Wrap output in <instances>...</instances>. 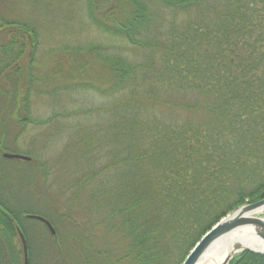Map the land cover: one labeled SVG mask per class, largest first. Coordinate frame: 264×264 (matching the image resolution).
<instances>
[{"label":"trees","instance_id":"trees-1","mask_svg":"<svg viewBox=\"0 0 264 264\" xmlns=\"http://www.w3.org/2000/svg\"><path fill=\"white\" fill-rule=\"evenodd\" d=\"M15 1L0 0V154L25 155L12 145L42 124L33 94L113 102L70 114L106 122L71 133L51 165L25 163L29 187L0 188V264H24L19 230L29 264H184L219 222L264 200V0H87L92 25L126 51L68 46L67 71L42 77L36 28L6 19ZM53 74L63 84L44 89Z\"/></svg>","mask_w":264,"mask_h":264},{"label":"rangeland","instance_id":"rangeland-1","mask_svg":"<svg viewBox=\"0 0 264 264\" xmlns=\"http://www.w3.org/2000/svg\"><path fill=\"white\" fill-rule=\"evenodd\" d=\"M35 1L16 0L15 5L9 8L12 12L7 10L9 12L7 15L12 17L6 18L11 21L29 19L38 32L39 48L36 61L33 63L34 75L42 77L56 69L66 72L71 63L69 64L64 56H58L57 51L68 46L103 44L111 47L113 51H126L125 43L103 35L92 25L88 18L87 0H37L36 5H32ZM62 58L63 60L59 62ZM57 77L58 75L53 74L50 81L42 85L44 89L51 91V86L54 88L55 85L63 84V80ZM112 102L113 98H102L93 92H75L62 97H50L44 93L38 96L33 94L30 117L42 124L31 123L25 127L12 147L15 151L33 158L30 164L49 166L64 152L71 139V133L86 124L95 126L106 122L105 117L96 114L69 117L70 114L104 108ZM57 114H61L62 117L55 119L51 124H43ZM8 146H11V142H8ZM25 163L28 162L15 160L0 164L1 189L9 184L16 191L29 187L34 177L32 172L27 171ZM53 178L55 177H49V184ZM27 183L29 185H26ZM257 216L264 219V212ZM222 242L217 243L209 254L219 256ZM201 264L210 263L203 261Z\"/></svg>","mask_w":264,"mask_h":264},{"label":"water","instance_id":"water-1","mask_svg":"<svg viewBox=\"0 0 264 264\" xmlns=\"http://www.w3.org/2000/svg\"><path fill=\"white\" fill-rule=\"evenodd\" d=\"M96 2H101L103 0H94ZM4 158L10 160H20L30 162L31 157L21 155V154H4ZM264 208V200L254 203L246 204L239 208L237 211L223 219L219 222L210 232H208L204 238L197 244L194 250L191 252L184 264H198L203 256L207 254L211 249L227 237L232 232L244 228L251 227L254 229L256 239L260 243L261 250L257 249H241L233 256L227 257L224 264H230L235 255L242 254L243 252L249 251L252 253L264 255V219L259 218L256 212ZM32 220H37L43 223L50 231V233L55 236L56 232L51 223L43 217L40 216H29ZM20 239L23 246L24 252V264H29L28 246L26 239L19 230Z\"/></svg>","mask_w":264,"mask_h":264},{"label":"bare ground","instance_id":"bare-ground-1","mask_svg":"<svg viewBox=\"0 0 264 264\" xmlns=\"http://www.w3.org/2000/svg\"><path fill=\"white\" fill-rule=\"evenodd\" d=\"M262 212H264V208L256 212V215H259ZM220 242H222L223 245L221 247L222 251L219 256H214L213 253L212 255L209 254L210 252H208L203 256L198 264H201L203 261H209L210 264H224L227 257L233 256L241 249H262L260 247V243L256 239L254 229L251 227L238 229L229 234Z\"/></svg>","mask_w":264,"mask_h":264},{"label":"flooded vegetation","instance_id":"flooded-vegetation-1","mask_svg":"<svg viewBox=\"0 0 264 264\" xmlns=\"http://www.w3.org/2000/svg\"><path fill=\"white\" fill-rule=\"evenodd\" d=\"M4 154H12V153H2V154H0V164L2 163V164H4V162H6V161H15V160H10V159H6V158H4ZM18 161V160H17ZM31 162V161H30Z\"/></svg>","mask_w":264,"mask_h":264}]
</instances>
